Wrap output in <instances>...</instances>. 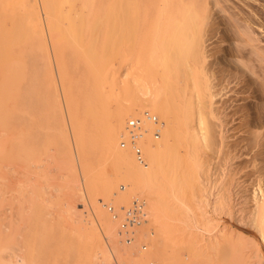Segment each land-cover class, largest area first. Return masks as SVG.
Listing matches in <instances>:
<instances>
[{
  "label": "bare ground",
  "instance_id": "6f19581e",
  "mask_svg": "<svg viewBox=\"0 0 264 264\" xmlns=\"http://www.w3.org/2000/svg\"><path fill=\"white\" fill-rule=\"evenodd\" d=\"M15 5L29 7L22 14H27L42 41L58 42L63 52L70 44L74 55L79 54L75 71L56 67L69 95L75 94L74 87H91L104 99L98 139L79 133L81 98L69 96L72 101L68 100L74 105L71 113L84 155L99 147L112 170L94 171L85 159L83 182L91 196V214L90 219L84 218L74 201L68 202L65 212L73 232L88 241L107 240L102 247L104 264H111L108 248L121 264L123 260L131 264H264V190H255L248 199L246 190L233 182L239 174L240 181L245 178L250 183L264 175L259 164L264 148V0H0V12ZM109 7L115 9L112 18ZM9 16L13 17H4L12 23L15 18ZM110 25L111 30L116 27L114 34L121 30L116 42H124L120 57L126 70L119 78L107 60L117 59V52L106 51L105 67L98 66L101 52L104 56L111 41ZM7 33L6 39L2 37L6 41ZM67 33L71 38L67 39ZM63 52L61 65L66 67ZM147 104L144 112L158 114L164 120L159 127L164 129L156 137L148 136L145 128L140 143L146 162L140 163L134 151L121 143L126 140L128 120L142 115L133 116ZM12 124L0 121V264H54L56 254L47 246L51 239L43 236L40 227L45 216L55 215L53 199L63 189L82 196L76 176L78 159L68 135L66 152L49 149L43 157L32 153L25 157L21 153L24 137ZM150 124L146 122L145 127ZM208 147L220 166L230 162V169L228 173L224 167L214 182L207 171L203 184L199 180L203 172L198 176L203 165L200 155ZM118 182L123 194L114 191ZM138 188L146 193V201L134 196L144 202L142 217L126 232L122 226L126 217L120 211L126 214L133 202L126 209L127 194ZM113 194L111 200L121 205L118 209L105 205ZM234 196L241 199L239 208ZM145 213L154 228L146 253L135 248L138 234L146 232ZM53 221L46 222L54 225Z\"/></svg>",
  "mask_w": 264,
  "mask_h": 264
},
{
  "label": "rangeland",
  "instance_id": "374dc122",
  "mask_svg": "<svg viewBox=\"0 0 264 264\" xmlns=\"http://www.w3.org/2000/svg\"><path fill=\"white\" fill-rule=\"evenodd\" d=\"M18 6L19 5H15L13 6V8L18 9ZM13 8L10 7L8 8V10L4 9L5 11L3 13H5L6 14L5 15L1 13L2 9L0 7V11H1L0 13L1 15H3V17L0 15L1 16L0 23L1 25L3 24V26H0L1 28L0 30L3 31L2 28H4L6 31V29L9 28L8 29L9 36H7V41L5 40L6 39L5 35L6 34L8 35L7 33L8 31H6V34H5V31L4 32L0 31L1 33H3L2 36L0 35L1 36L0 45L1 44L3 45V42H4V45H3L4 47L0 46V48H3V50L0 49V52H1L0 54V121H7L8 123L13 122L12 124L14 126L13 129L17 130L23 135L24 140L21 145V149H22L21 153H23L25 157L31 153L32 155L40 154V156L43 157L45 156L47 150L49 149H53L52 152H55L56 151L55 149H57L58 151L60 150V152L61 150L66 152V150L68 149V145H67V142L65 141V137L66 135H68V142H70L71 147L78 159L77 168H76V176L81 182L80 188L82 189V196L80 197L73 196V194L69 193V189H63L60 195L57 196V198L53 199V203L56 208L55 209L56 213L54 212L55 217L45 216V223L44 225L43 224L41 225L40 229L43 233V236L47 240L49 238L51 239L49 244L47 242V246H50V248H52V250L56 254V260L54 264H104L103 263L104 255L102 254V250H103L102 247L107 243V240L102 239V241H88V239L85 236L82 237V236H79V234L74 233L72 230L73 225H71L70 220L67 217V213L65 212L66 211L65 205L68 202L74 201L75 205L78 207V209L82 213V216L84 218L90 219L91 196H90L89 191L86 190L85 182H83V180H85V159L91 161L90 163H92L91 165L94 171H99V170H102L103 168H104L103 170H106L107 172L112 171L111 168H109L110 166H107L104 163L103 158H105V156L102 157L99 147L88 149L90 153L84 155V147L81 146L82 143L78 139V134H77L78 132H76L75 130L76 123H74L75 120L72 118L73 114L71 113V111L73 109H71V107H73L74 105L72 102H71V106L69 105V101H72V100H69L70 99L69 96H71V99H73L72 96H74L75 98L77 97L81 98V99L77 98L80 100L79 105H77L79 106V110H80L78 114V119H79L78 123L80 124L79 133H85V135H87L88 138H94V137L96 138V137H99L100 135L99 129L101 126V120L103 116L102 101L104 99L98 96L99 90L95 89L94 91L91 89V87L87 90L86 89L81 90L80 87L79 88L74 87L75 94L69 95L71 93L68 91V88H67L68 86H66L65 81H63V79L59 81V77L57 78L58 74H57L56 67H58L60 71L62 70V66L64 68L69 69L70 71H75L77 69L75 65V59L78 58L79 54H77V57L76 55H74L71 46H69L70 44L67 46V48L63 52L60 45L58 46L59 44L58 42L57 43L52 42L50 44L47 38L42 41V37L39 31L38 33H34L37 30L33 31L32 25H30L29 23L30 21L28 20V18H26L27 14L26 16H24L25 15L24 13H27V11L29 12V7H22L23 8L22 9L19 6L18 11L16 9V12H15L17 15L21 14L18 17L16 16L15 13H13L14 11ZM24 8H27V11L24 10ZM110 9H112L111 10L112 14L111 15L109 14V15L112 18V15L115 14L114 13L115 9H113L112 7ZM110 9L108 10V12H110ZM22 12L24 15L22 14ZM8 14L9 15L11 14L15 18L14 21H12V23L10 19L7 18L9 20L8 21L5 18L8 16ZM20 16L23 17L22 18L23 20H21ZM13 17H10V18L12 19ZM16 17L18 19L20 17V20L22 23H20V20H17ZM2 18H4L6 21ZM3 21L7 24L3 23ZM26 21L29 23V24L27 23L28 26L25 23ZM15 22L17 24L14 26L15 27L14 29L13 25L15 24ZM20 25H22V27ZM36 26L38 27V25ZM115 26H120V25H115ZM10 27H12V29H10ZM115 28L116 27H114V29ZM114 29L112 30L115 32ZM112 30H111V25H110L111 33L109 34L110 35L112 34V35L110 37L111 38V41L109 42L110 44H108L109 47L107 46L109 49L108 48H106L107 50L105 49L104 56L102 55L103 51L101 52L100 57L98 58L100 61L99 62L100 64L98 66L100 68H104L108 53L110 52L112 54L113 51L114 53L117 52V59L113 61L111 59L113 58V56L109 54V56H112V57H110V59L109 57H107L108 58L107 60H108V64L112 62L111 65L113 67L112 66L111 67L114 70V72L116 71L115 72L116 78H119L120 73H125V70H126V67H124V63L121 60L122 58L120 57L122 56V52H123L122 48L124 46V42L122 41V39L117 40L118 42L121 41L119 42L120 43L119 44L115 40L121 37V35L119 36L118 34V32L120 33L121 30L117 32V29H116L115 34ZM28 32L31 34H29ZM61 34L62 35H60V37L63 38L64 35L63 33ZM117 34L119 37L117 36ZM70 35H71L70 33L66 34L67 39L71 38ZM263 35L264 34H262V36ZM68 36L70 37L68 38ZM2 37L5 39H2ZM114 41H115V44L113 45ZM117 43L119 45H116ZM115 50H118V51H115ZM106 51H109V52L106 53ZM62 52L66 54V58L68 59V64L66 67L65 65H61L62 58H63ZM113 64L116 66V68H114ZM71 74H73V72H71ZM56 91H58V96H57ZM82 96H84V98H82ZM103 98H104V94H103ZM216 98L218 100H222L220 96L219 97L217 96ZM249 102L251 103L252 100H249ZM147 108H148V104L142 110H136L133 116L144 113V111H146ZM73 113H74V110H73ZM155 116H157L159 122H164V120L158 114H155ZM128 118L129 116L126 117L123 127L125 126V123L128 120ZM65 122H66V129H64ZM155 127L156 126H154L153 124H150L149 126L147 125L145 127L148 130V133H147L148 136L149 135L153 136ZM163 129H164L163 126L159 127L160 132H162ZM209 148L210 147L207 148L208 152L205 151L204 154H202L203 156L200 155V160H201L200 162L203 165L201 164L202 168L199 169L200 171L198 173V176H200L201 173L203 172L202 175L199 177L200 182H203V184H205L204 181L208 177L207 171L209 175L211 176V179L213 178L210 181H213V180L215 181L216 178L222 175V173L224 172L223 170H225V172H228L230 169L227 166V165H230V162H228L229 164L227 163L225 166H223V168L225 167L223 169L220 166L218 159H216L217 157L216 154L214 153V151L211 152L210 151L211 148L210 149ZM209 151L213 153V155L214 154L215 155L212 156V154ZM208 153H210L211 156ZM262 153H263L262 155L263 157L261 158V160H259V164L261 163V165L264 167V160H263L264 159V148H263ZM106 161L107 160L105 158V162ZM106 163L108 164V162ZM216 166L219 168H217ZM217 170H219V172ZM216 173L218 174L216 175ZM239 175H237V177H239ZM236 178L233 181L234 184L236 185L240 184V188L243 187L241 189L244 191L246 190L245 192L244 191L243 192L246 194V197H248V199H251V197H253V192L255 190L257 191L260 190V192L261 190H264V175L261 178L254 177L253 179H255V183L252 180L250 183L249 182L250 180L246 181L245 178H243L242 180L243 183H242V181H240L238 178L236 180ZM121 185H122L121 182H118L117 187L114 191L118 192L119 194H123L124 191L122 192V189H120V187H122ZM247 185L250 189L248 187H246L247 189L245 188V186ZM214 192H216V190ZM248 195L250 196V198ZM115 196L116 195L113 194L110 197V199L106 200L105 205H112L116 209H118V207H121V205L117 207L116 204L111 200ZM134 196L135 198L142 197V199L146 201L145 191H143L141 188L140 189L138 188L127 194L128 202H126V204L124 205L126 206V209L129 207L131 202L134 200ZM240 202H241V199H237V197L234 196V205L236 208H239L241 206ZM103 208L106 214L110 216V218L113 219V216L107 211L106 207L104 206ZM120 212H121L120 214L125 215V212H122V211ZM49 219L54 220L53 221L54 225H49V223L46 222ZM121 219L122 218L119 217L116 220V225L118 228L120 226ZM146 220H148V217H147V214L145 213V222L143 223L142 227L146 229L145 230L146 232L144 236L143 235L140 236L138 234V239L136 243L137 246L135 247L136 250L137 249L141 250L144 253L150 250L151 241L154 239V236L150 235V233L154 231V228L151 225H148V222ZM118 228H117V231H118ZM118 239L121 240L119 236H118ZM107 253H108V257H110L109 263L121 264L119 259L115 258L111 254L109 248L107 249ZM49 264H52V262H49ZM122 264H131V263L126 260H123ZM151 264H156V262H152Z\"/></svg>",
  "mask_w": 264,
  "mask_h": 264
},
{
  "label": "built area",
  "instance_id": "2783aa9c",
  "mask_svg": "<svg viewBox=\"0 0 264 264\" xmlns=\"http://www.w3.org/2000/svg\"><path fill=\"white\" fill-rule=\"evenodd\" d=\"M146 122L156 126L154 129V136L157 137L159 135L160 126L157 116L144 112L142 115L133 117L128 120L126 126V140H122L121 143L123 147H130L134 151L135 157L140 163L146 162L144 152L140 143L145 132ZM143 208V201H139L137 199L133 200L130 208L126 211V220L122 225L125 230L131 228V226L135 224H139L142 217ZM126 232H128V230Z\"/></svg>",
  "mask_w": 264,
  "mask_h": 264
}]
</instances>
